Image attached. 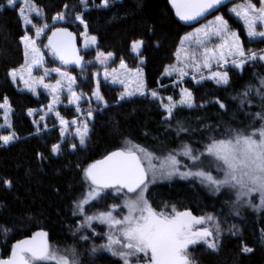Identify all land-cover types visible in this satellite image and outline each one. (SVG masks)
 I'll list each match as a JSON object with an SVG mask.
<instances>
[{"label": "trees", "instance_id": "trees-1", "mask_svg": "<svg viewBox=\"0 0 264 264\" xmlns=\"http://www.w3.org/2000/svg\"><path fill=\"white\" fill-rule=\"evenodd\" d=\"M33 2L43 12V16H33V23L36 26L47 23L49 27L57 13L64 12L66 16L71 5H79L76 15L82 16L84 24L76 19L65 24L77 33L85 30L86 24V34L97 36L98 47L117 54L119 61H131L132 43L143 41L147 88L168 95L173 91L167 86L165 70L174 62L180 42L190 28L176 21L167 0H110L108 7L101 5L102 0H88L86 6L81 0ZM18 13V6L0 11V104L7 98L11 105L8 115L11 128L5 126L6 109L0 108V136L9 135L11 131L17 137L6 145L0 141V259L10 255L18 240L39 230L48 231L51 241H71L73 237L75 241L83 235L73 224L81 214L76 211L77 200L90 187L83 170L108 153L126 147L128 141L164 157L178 150L182 143L202 150L209 136L222 138L228 135V129L247 132L260 126L254 114L264 109V102L255 91H250L247 98L242 96L249 85L259 88V81L264 79V63L254 61L240 71H231L229 84L225 86L188 80L186 86L196 106L176 108L170 121L165 120L167 113L158 99L146 95L120 100L118 89L106 85L101 91L107 106L102 112L92 114V127L84 145L76 144L73 150L63 140L56 116L42 112L48 106L47 96L20 90L9 76L11 69L23 63L21 37L32 30ZM221 13L238 31L246 49L264 48V40H250L243 25L226 8ZM174 93L178 98L177 91ZM216 100L222 102L226 110L214 103ZM241 100L245 101L243 105ZM29 110H33L32 115ZM59 111L66 117L74 116L70 109ZM43 114L46 117L39 120ZM177 120L188 131L177 134ZM55 144L61 145L58 154L52 152ZM178 159L182 165L191 167L186 157ZM207 170L219 176L213 168ZM5 180L12 182L11 187ZM151 199L156 203L176 202L195 214L223 210L231 224L237 223L223 237L218 251L194 247L197 264H264V209H254L252 213L250 208L240 206L234 210L232 189L222 188L216 192L200 179L174 175L173 179H166L153 188ZM5 228L7 232L3 231ZM244 246L253 251L244 252ZM89 264L116 263L103 257Z\"/></svg>", "mask_w": 264, "mask_h": 264}, {"label": "snow or ice", "instance_id": "snow-or-ice-1", "mask_svg": "<svg viewBox=\"0 0 264 264\" xmlns=\"http://www.w3.org/2000/svg\"><path fill=\"white\" fill-rule=\"evenodd\" d=\"M109 2L110 0H102V5L108 7ZM81 3L86 6L88 0H81ZM223 3L224 0H171L176 15L183 21H194ZM258 3L259 7L252 0H246V3L231 9L237 17L243 19L247 27V34L252 38H264V31H257L258 26L264 27V0H258ZM18 4L23 5L19 7L18 14L25 25H32L35 29V38L28 34L21 37L25 64L19 69H11L9 76L14 82L17 78L21 79L25 87L33 92H35L37 85L49 89L54 94L53 104L48 105L49 110H52L63 87L61 81L58 80L53 85L44 84L43 76L38 79L32 78L33 68L40 67L44 63V55L37 46V40L40 39L49 25L43 23L42 26L37 27L33 23V13L37 16H43L42 10L38 8L33 0H6V3H0V11L4 10L5 7L15 8ZM64 7L67 8V5ZM64 19V12L57 13L53 17L54 21H63ZM76 19L84 24L81 15L77 14ZM85 31H87L86 24ZM212 37H218L222 42L214 48H209L207 42ZM193 38H195L196 48L202 49V51H193L186 54L185 67H191L196 72H201L202 68L210 70V76L207 78L214 80L217 84L228 85L229 75L226 70L211 71L213 62L217 66L222 63L228 64V57H232L231 63L235 67L243 69L249 60L259 59L264 61V54L258 55L256 52H245L239 34L230 30L228 22L223 16H217L209 25L197 29L194 34L185 36L181 42L182 45L184 41ZM90 42L95 44L96 37H91ZM142 45L143 41H134L131 47L134 52H138ZM85 46L87 47V42ZM46 47L50 48L53 55L58 57L64 64H81L82 62L83 58L77 54L75 48L73 34L68 32L66 28L55 29L52 35L48 37ZM112 56V52L106 54L100 52L97 59L103 64ZM120 68L126 69L133 76L129 83L136 85L131 90H128L126 86L120 100L137 93L145 95L146 84L142 71L139 68L135 69L134 72L128 70L123 60H121ZM54 71L67 79L69 103L75 104L76 110L80 112L79 101L81 96L77 95L71 87L76 82L75 77L61 72L60 69ZM173 72L181 78L187 75V72L181 67L166 69L165 74L171 75ZM47 74L48 70L45 69V75ZM108 75L109 73H104L105 79ZM193 79H195V76H193ZM200 79L203 80L205 77L201 75ZM115 82L116 79L114 78L113 83ZM119 82L125 83L124 80ZM259 83V88H253L249 85L242 96L247 98L250 91H255L256 95L264 102V79H261ZM150 94L162 103L167 113L166 121L174 118L176 108L196 106L193 95L188 89L181 90V99L178 102L174 101L171 96L167 97V104H163V98L159 97L155 90L151 91ZM93 95L98 102H104L107 106V102L104 101L99 91V80H97ZM244 102V100H241V105ZM214 103L218 104L221 109L226 110V106L219 100L214 101ZM199 106L203 107L204 105ZM0 108L7 110L4 116L5 126L11 128V124L8 123L11 105L8 103L7 98H5L4 103L0 104ZM32 113L33 110H29V115H32ZM92 114V110L89 109L85 115L86 117H92ZM56 115L59 117L58 112ZM254 119L261 122L258 128H253L247 132L239 129H228V135L222 138L209 136L208 143L203 144L202 150L193 148L191 144L182 143L178 150L169 152L166 157L161 159L146 148L128 141L126 147L110 152L103 159L90 164L83 170L85 179L90 181V190L76 203V207L81 214H84L85 205L100 198L101 193L108 188L115 189L117 192L126 189V194H135V198L124 201L123 207L127 209V215L122 218L117 219L113 215V212L120 206L112 205L109 211L100 212L98 215L93 216L85 215V223L81 224L80 228H91L93 221L107 224L110 234L107 236V243L100 247L109 251L112 256L119 257L123 264H195V261L190 258L189 246H194L201 241L208 248L218 251V237L220 234L218 222L215 233L208 227H195L196 225H204L208 221H214L213 216L197 217L193 216L190 211L177 212L174 207L171 213L157 212L145 197L148 187L146 181L149 178V173H151L153 182L157 175L169 178L174 175H179L181 178L195 177L200 179L202 183H207L216 192H219L221 188L235 189L237 203L243 199L250 206L264 208V109L255 113ZM41 120H43V117H41ZM60 122L64 126L61 129L62 136L65 134L69 123L77 125L76 135L79 137V143L84 145L89 133L87 118L79 122L77 120L69 122L60 117ZM177 125V134L188 131L179 120H177ZM16 138L15 133L2 135L0 141L6 145ZM76 147L74 143L71 145L73 150ZM60 151V144L53 145V153L58 154ZM179 156L186 157L191 161V167L187 164L182 165L181 160L178 159ZM154 161H159V164L154 163ZM206 161L207 165L205 164ZM181 167L185 170L181 171ZM206 167L209 169L215 168L217 172L222 174V177L213 176L210 170H206ZM4 183L11 187L12 182L10 180H5ZM253 194L259 195V205H252L251 197ZM113 229L115 234H111ZM3 231L7 232L8 229L5 228ZM47 235L44 231H38L31 238L18 241L13 245L11 255L7 259H0V264H48V262H54V264H80L75 249H71V259L68 254L57 256L50 251ZM81 239L88 240L89 237L85 235ZM242 250L246 253L253 251L247 246H244ZM92 251L95 252L96 248L93 247Z\"/></svg>", "mask_w": 264, "mask_h": 264}, {"label": "rangeland", "instance_id": "rangeland-1", "mask_svg": "<svg viewBox=\"0 0 264 264\" xmlns=\"http://www.w3.org/2000/svg\"><path fill=\"white\" fill-rule=\"evenodd\" d=\"M252 2L256 3L257 7L260 6L258 3V0H252ZM244 3H246V0H241V1H238L236 3H233L229 6H227L226 9L230 14H232L235 17L236 20H238L243 25V27L247 33V27L244 24L243 19L241 17H237L231 11V9H233L237 5L244 4ZM101 5H102V3H101ZM17 6L19 8L23 5L18 4ZM77 7L79 8V5H77L76 3L71 5L68 13L65 16V19L63 21H53V24L51 25V27H48L45 30V32L42 34L40 39L37 40V46L40 48L41 52L44 55V63L40 67H34L33 68L32 78L38 79L39 77L43 76L44 77V84H53L54 85L58 80H60L62 85H63V87L61 88V90L58 94V100L53 105V109L49 110V108L47 106L46 110H44L42 112H44L45 114H54L56 116L58 122H59L61 129L64 126L60 122V117H62L64 120L69 121V122H71L72 120H77L79 122V121H83L85 118H87L88 119V127H89V131H90V128L92 127V120L90 117H86V115H85L86 112L89 109H91L92 113L96 114V113L102 112V110L105 108V103L104 102H98L96 100L95 96L93 95V92L96 90L97 80H99V91H100L101 95H102L101 90L106 85L117 88L120 94L125 92L126 86H127L128 90H131V89L135 88L136 85L134 83H129V81H131L133 79V76L126 69L120 68L121 61H119V58H118L119 56L117 54H113V56L111 58L107 59L103 64L100 62V60H98V68H96L91 73L89 72V70L91 71V69H90L91 66L86 70V72H83V74H80L79 71H77L76 69L61 67L57 63L54 55L51 53L50 48H47L45 45L46 44V36L50 33V31L53 28L59 27V26H67L65 24V22L76 19L75 15L77 13ZM33 16H37V15L35 13H33L32 18H33ZM217 16H223L221 11L214 14L212 17H210L206 21L202 22L201 24L190 28L185 33L183 38L185 36L190 35V34H194L197 29H201V28H204L206 25H209L212 21L215 20V18ZM223 18H224V16H223ZM224 19L226 20V18H224ZM76 21H79V20L76 19ZM42 25H38L37 27L42 26ZM228 26H229L231 31L238 33V31L234 30L231 27L229 22H228ZM28 27H32V25H28ZM257 31H264V27L258 26ZM26 34L35 38V29L32 27V30L27 32ZM77 34H79L78 35L79 37H82L86 34V32H85V30H81ZM183 38H182V40H183ZM239 38H240V36H239ZM249 38H250V40H262V39L264 40V38H261V37H255V38L249 37ZM182 40H181V42H182ZM240 40H241V38H240ZM86 42H87V47L85 46ZM86 42L84 43V49L89 50V52H90L89 57H86V58L88 61L92 62L93 54H94V56L98 55V53L102 52L103 50L98 47L96 50V53L92 52V50L94 48V44H92L90 42V40H87ZM181 42H180L178 50L175 54L174 62H172L170 65H168L166 69H170L171 67H181V68H184V71L187 72V75H185L183 78H181L175 72H173L171 75L164 74V78H166L168 81L167 86L172 87L173 91H170L171 94H169V95L156 91L158 93L159 97L163 98V104L168 103L167 97H169V96H171L174 101L178 102L181 99V90L182 89H188L191 92V90L186 86V82L188 80H191L197 84H200V83L205 82V81H211V82L217 84L214 80L207 78L210 76V70L202 68L201 72H196L191 67H185V64H186L185 56H186V54H190L193 51H202V49L196 48L195 38H193L192 40H189V41H184L183 45ZM221 42L222 41L218 37H212L207 42V47L214 48L218 44H220ZM241 42H242V40H241ZM242 45H243V43H242ZM243 48H244L246 53L256 52L258 55L264 54V48H262L261 50H256V51L252 50V48L246 49L244 47V45H243ZM144 49L145 48H143V50ZM143 50H141V53L139 54V57L137 58V60L132 59L131 61L124 62V63L127 65V69L132 70V72H134L135 69L139 68L143 73V79L145 82V75H144V71H143V66L145 64L144 63L145 62V55H143V52H144ZM85 56H86V54H85ZM101 59H102V57H101ZM232 59H233L232 57H228L229 63L228 64L222 63L220 66H217L216 63L213 62V67H212L211 71H225L226 70V71H228L229 80H230L231 71L242 70L240 68L235 67L231 63ZM237 59H239V58H237ZM141 61H143V64H141L142 63ZM255 61H259V62L264 63V61L259 60V59L255 60ZM251 62H254V61L249 60L247 63H251ZM247 63L244 65V67L247 65ZM24 64H25V56L23 55V63L15 69H19ZM45 69L48 70L47 75H45ZM55 69H60L61 72H65L69 76L75 77L76 82H75V84H72L71 87H72L73 91H75L77 93V95L81 96V99L79 101V107L81 109L80 112H78L76 110L75 104L69 103L67 79L64 77H61V75L59 73L54 71ZM105 72L109 73L107 79H105V76H104ZM165 72H166V70H165ZM97 74H99V75H97ZM201 75H203L205 77V79L201 80L200 79ZM193 76H195V79H193ZM114 78L116 79L115 83H113ZM120 80H124L125 83L124 84L120 83L119 82ZM197 81H199V82H197ZM14 83L20 90H25V91L31 92L34 95H39V94L44 93L47 96L48 105L53 104V95L54 94L49 89L44 88L42 85H37L35 88V92H33V91H30L27 87H25L23 81L19 78H17V80ZM217 85L225 86L222 84H217ZM176 91L178 94V98H176L175 93H174ZM145 93H146L145 95H140L139 93H137L136 95H133L131 97L148 95L151 98H153L150 94L151 91L147 88V86L145 88ZM131 97H127V98H131ZM193 98H194V96H193ZM61 108L70 109L71 112H73L71 114H74V116H69V117L64 116L59 111ZM162 108L164 109L163 105H162ZM187 108H189V107H187ZM57 112L59 113V117L56 115ZM45 114L42 115L43 118H44V116L46 117ZM39 120H41V117L39 118ZM76 127H77V125H73V124L69 123V125L65 131V134L63 135V140L68 142L70 146L73 143L78 144V145L80 144L79 143V137L76 135ZM9 132H10L9 135H11V131H9ZM87 137H86V139H87ZM164 157H166V156H164ZM164 157H160V158L163 159ZM154 163L159 164V161H154ZM206 164H207V162H206ZM184 170L185 169L181 167V171H184ZM206 170H207V167H206ZM213 171H216L215 168H213ZM212 175L215 176L213 173H212ZM218 175H219L218 178L222 177V174L219 172H218ZM173 178H174V176L169 178L166 176L157 175V177L155 178V181L153 182L151 179V173H149V178H148V182H147L148 187H147V192L145 193V197L148 200L149 204L152 206V208L155 209L157 212L163 211L165 213H171V210L173 207L176 209L177 212H182L183 210H186V209L182 208L176 202L162 200L160 202L157 201L158 203H156L155 201H152V199H151V194H152L153 188H155L156 186L163 183L166 179L171 180ZM205 184L207 185V187H209L213 190V188L211 186H209L207 183H205ZM89 190H90V187L87 190L83 191L84 194L77 200V202L79 200H81ZM232 190L234 191V195H235V199L232 201V206H233L234 210H238L240 206L250 208L249 211H251L252 213H253L254 209H257V210L258 209H264L262 207L250 206L243 199L239 203H237V201H236V190L235 189H232ZM129 198L134 199L135 194L128 195L124 191L117 192L115 189H105L104 192L101 193L100 198H98L97 200H93V201H91V203L84 206V214H79L78 216L80 218L77 219L75 221V223H73V224H75L77 231L78 230L82 231L83 235L78 237L75 241H74V237L72 238L71 241H64L61 239H58L56 241L52 240L50 243V251H52L57 256L68 254L69 258L71 259L72 258L71 257V249H75L76 257L79 259L80 264H89V263L97 261L98 259H101L103 257H105L108 260H111L112 262H115L116 264H123V261L120 260L119 257L112 256L109 251L100 247L101 245H104L107 243V236L110 234V229H109L107 224L100 223L99 221H93L91 228H88V227L80 228V225L85 223V215L93 216V215H98L100 212L109 211L112 205L120 206V207H118V209L115 212H113V215L116 216L117 219L122 218L124 215H127V209L123 207V204H124V201L126 199H129ZM251 199H252V205H259V195L258 194H253ZM76 211H77V213L80 212L77 207H76ZM200 211H202V210H200ZM195 215L197 217L213 216L215 218L214 221H208L204 225H196L195 227L196 228L208 227V228L212 229L213 232L215 233L216 225L218 222L219 229H220V234L218 237L219 247L222 243L223 237L225 235H227L228 233H230L231 230H233L237 225V223H235V222H234V224H231V221L229 219L230 217L226 213H223V210H221L219 212L202 211L200 214H195ZM111 234H115L114 229L111 230ZM85 235L89 237L88 240L81 239V237L85 236ZM196 246H201L205 250L214 251V250L208 248L207 245L203 241L199 242L198 244H196L194 246L190 245L189 246L190 258L195 261V264H197L196 259H195L196 255L194 252V247H196ZM93 247L96 248L95 252L92 251ZM66 250H68V251L66 252ZM214 252H216V251H214ZM48 264H54V262H48Z\"/></svg>", "mask_w": 264, "mask_h": 264}, {"label": "water", "instance_id": "water-1", "mask_svg": "<svg viewBox=\"0 0 264 264\" xmlns=\"http://www.w3.org/2000/svg\"><path fill=\"white\" fill-rule=\"evenodd\" d=\"M238 1H241V0H224V3L219 5L216 9H213L211 10L209 13H206L204 16L202 17H199L198 19L194 20V21H183L181 20L177 15H176V12H175V8L172 6L171 4V0H167V4L170 8V11L172 12L174 18L176 19L177 22H179L182 26L184 27H187V28H192V27H195L199 24H201L202 22L206 21L207 19H209L210 17H212L214 14L220 12L222 9L226 8L227 6L233 4V3H236ZM57 28H66L68 30V32L72 33L73 34V37H74V44H75V48L77 49V54L82 57V62L81 64H75V63H69V64H64L58 57H55V60L57 61V63L61 66V67H65V68H70V69H76L77 71H79L80 74H83V72H86V70L92 65V62L88 61L85 54L89 51V50H86L84 49V43L87 41V40H90L91 37H93L94 35H90V34H85L84 36L82 37H79L78 34L72 30V28L68 27V26H59V27H55L53 28L50 33L46 36V44H48V37H50L52 35V32L57 29ZM96 37V43L94 44V48L93 49H97L98 48V42H99V38L97 36H94ZM48 48V47H47ZM52 53V51H51ZM53 54V53H52ZM143 64V62L141 63ZM116 150H119V149H116ZM114 150V151H116ZM113 152V151H112ZM109 154V153H108ZM106 156V155H105ZM104 156V157H105ZM104 157L98 159V160H101L103 159ZM97 161V160H96ZM94 163V162H93ZM148 182V180L146 181V183ZM108 189H112V188H108ZM125 193H127V190H123ZM128 195H133V194H128ZM184 211H190L192 213L193 216H196L191 210L189 209H186V210H183L182 212ZM39 231H44L46 232L48 235H47V241H48V244L50 246V243H51V236H50V233L46 230H39ZM38 232V231H37ZM36 233V232H35ZM34 233V234H35ZM34 234H32L31 236H28V237H25V238H22L20 240H24V239H29L31 238ZM18 240V241H20ZM17 241V242H18ZM16 242V243H17ZM15 243V244H16ZM14 244V245H15ZM11 255V253H10ZM9 255V256H10ZM8 256V257H9ZM8 257L6 258H1V259H7Z\"/></svg>", "mask_w": 264, "mask_h": 264}, {"label": "flooded vegetation", "instance_id": "flooded-vegetation-1", "mask_svg": "<svg viewBox=\"0 0 264 264\" xmlns=\"http://www.w3.org/2000/svg\"><path fill=\"white\" fill-rule=\"evenodd\" d=\"M143 47V46H142ZM142 47L139 49V51L138 52H134L132 55V59H134V60H137V58L139 57V54L141 53V50H143L142 49ZM96 50L97 49H93L92 50V52H95L96 53ZM103 53H107V52H104V51H102ZM90 52L88 51L87 53H86V57H89V54ZM103 59V58H102ZM105 67V66H104ZM96 68H98V59H97V55H95L94 56V54H93V59H92V65H91V67H90V69H91V71L89 70V72L91 73V72H93Z\"/></svg>", "mask_w": 264, "mask_h": 264}]
</instances>
